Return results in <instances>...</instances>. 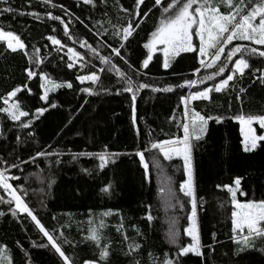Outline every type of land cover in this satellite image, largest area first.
Segmentation results:
<instances>
[{
  "label": "trees",
  "instance_id": "obj_1",
  "mask_svg": "<svg viewBox=\"0 0 264 264\" xmlns=\"http://www.w3.org/2000/svg\"><path fill=\"white\" fill-rule=\"evenodd\" d=\"M9 2L14 9L40 14V20L29 15L2 14L0 28L19 35L29 55L33 52V46L39 48L37 55L42 62L39 67L34 63L30 64L28 57L20 50L13 53L6 48L5 42L0 41V97L20 86L22 92L18 93V97L24 101L22 110H28L30 113L29 117H23L22 120L32 119L31 127L22 129L18 127V122L8 120L5 114L0 113V159L8 161L9 164L19 163L20 160H28L30 156H34L41 148L62 153L58 157L61 161L59 164L55 162L57 157L49 156L40 157L34 163L20 164V168H11L9 174L20 177L11 183L17 188L18 194L23 195L25 202L46 230L57 237V242L70 257L72 264H83L85 259H98L96 245L85 240L90 227L98 228L102 237L101 245H110V256L106 264H128L130 258L124 255V251L127 243L133 240L142 244L137 253L141 264H149V252L159 261L164 259L165 253L171 257L178 251L166 238L173 217L178 222L180 245L191 242L183 233L188 223L187 215L191 212L190 198L179 192V184L185 179L183 168L178 166V172L169 168L168 172L172 189L183 203V210L179 206L165 207L161 199L163 180L160 172L154 168L156 173H149L146 180L145 170L134 153L137 149L143 150V146L150 141L183 137L180 124L183 122L184 105L180 103V96L188 95L190 90L175 86L183 83L184 79H197L199 76L210 74L216 71L217 67L201 69L193 76V70L200 67L198 53L182 52L171 61L170 67L165 69L163 53L157 49L149 66L140 68L143 59L147 58V49L143 44L147 43L151 32L159 23V13L146 19L128 41L124 42L125 47L121 49L122 55H125L134 67L139 68V72L128 69L118 57L113 56L112 59L134 80L155 87L172 85L173 91L153 93L150 89H144L140 92L136 100L137 126L140 130L137 137L136 130L131 125L130 95L115 94L116 88L121 85L117 83L114 74H100L101 81L95 86V95H88L80 90L83 87H93L91 82L80 84L76 80L77 75H85L104 67L86 48L80 47L79 40H86L93 47H98L102 55L109 56L111 49L104 44L119 46L120 43L118 36L113 35L115 26L120 23L117 17H123L124 21L128 19L123 12L118 11V6L129 7L132 0H105L104 4L95 0V8L83 5L82 0H52L53 4L62 5L55 8L42 4L41 0ZM64 8L72 15H67ZM221 10L227 9L222 6ZM105 11L107 15L104 14ZM47 12L60 16L65 23L71 20L68 28L76 43L64 35L63 25L59 21L48 19ZM80 20L88 27L85 28ZM53 28L56 29L55 32L52 31ZM48 35H54L63 44L75 48L84 56V62L78 61L69 70V61L64 55L67 48L61 52L54 51V46L45 39ZM194 43L197 46L195 41ZM236 43L249 42H233ZM252 46L264 50V46ZM81 63L84 64L83 67ZM251 63L253 67H264V58H252ZM25 68L35 70L37 76L28 80ZM42 70L57 83L70 81L72 88L65 86L49 92V99L55 102L57 107L49 108L37 119L33 116L35 109L47 106L39 100L38 95L42 94L39 88V73ZM220 78L216 77V81H207L198 87L202 89L211 86ZM100 83L109 91H104ZM234 83L237 84L235 91L231 87ZM25 84L32 89V95L25 96ZM229 85V88L221 93L212 92L211 102L199 100L189 105L190 110L194 109L202 115H218L223 119L220 123L209 121L204 137L193 142L194 194L204 256L202 258L188 254L179 258L180 264H264V255L256 251H247L240 256L233 255L236 245L230 239L233 210L231 197L225 188L217 187H235L234 179L240 177L238 202L264 199V141H259L255 150L244 151L238 130L239 122L236 119L238 115L264 114V85L258 80L253 82L251 69L246 70L242 80L237 77L229 82ZM239 87L246 88V92L242 94L243 103L235 99ZM195 90L197 89H191ZM4 106L0 101V107ZM29 132L32 135H28ZM17 136L20 137L19 143ZM105 146L109 151L126 154L103 170L97 167V160L88 157L72 160L71 153L99 152ZM151 155L157 159L160 157L157 150L145 152L150 170L154 159ZM159 161L161 164L165 162ZM5 166L0 164V168ZM81 169H87L90 174ZM109 182L110 192L102 193L100 189ZM20 188L25 190L24 193H19ZM241 192L245 195H241ZM0 195H4L2 189ZM4 198L8 199L7 196ZM9 207L8 204L0 203V211L5 213L0 217V244L7 245L14 264H25L26 259L30 260V264H63L31 219L26 214H18L17 218H13L8 212ZM149 212L153 217L151 223L145 219ZM118 227L120 231H117ZM136 229H139L142 235L138 236ZM213 232L216 233L218 243L214 244V250H210L207 246L213 243ZM124 235L129 238L127 242ZM64 239H67L68 243H65ZM17 241L28 252L27 258L17 246ZM32 241L47 246L33 247Z\"/></svg>",
  "mask_w": 264,
  "mask_h": 264
},
{
  "label": "snow or ice",
  "instance_id": "obj_2",
  "mask_svg": "<svg viewBox=\"0 0 264 264\" xmlns=\"http://www.w3.org/2000/svg\"><path fill=\"white\" fill-rule=\"evenodd\" d=\"M101 4L105 3V0H99ZM42 4L49 5L50 7H62V5L53 4L52 0H41ZM83 5H91L96 7L95 0H82ZM0 15L5 13H12L14 15H29L33 19L40 20V14L37 12L20 11L14 9L9 0H0ZM222 6L226 8V11H222ZM64 12L71 16L72 13L67 8L63 9ZM118 11L123 12L127 16V21H124L123 17H117L120 21L118 26H115L114 36L119 38V46H113L111 44H104L105 47L111 49L109 56L102 55L98 47H93L84 39L79 40L81 48H86L95 58H97L101 67L96 71L89 72L85 75H77L76 80L80 84L85 82H91L93 87H83L80 90L88 95H95V86L101 81V73H112L115 75L117 83L120 87L115 90L116 95L127 93L131 99V125L136 130V135L139 137L140 130L137 126L136 116V100L137 96L144 89H150L151 92H172L173 86L168 85L164 87H155L149 83L138 82L134 80L126 71L115 63L112 57H118L120 61H123L124 65H127L128 69L133 72H139V68L134 67L125 55H122L121 49L125 47L124 42L128 41L129 37L140 28L141 24L150 19L157 12L159 13V23L155 26V30L151 32L150 38L147 43L143 44V47L147 49V58L143 59L140 64V68H147L149 62L153 59V53L159 49L163 53V67L168 69L171 61L179 56L182 52H197L199 59V68H195L192 72L193 76H196L201 69H210L213 66L217 67V70L199 76L197 79H184L183 83L176 85L175 87L189 89L188 95L180 96V103L184 105L183 122L180 127L183 131V137H176L174 139H163L155 142L150 141L149 144L143 146V150L137 149L134 153L139 158L141 167L144 168V176L147 180L149 178V165L146 162L145 152L157 150L163 157L164 161H171L174 157H179L183 161V173L186 177L179 184V192L188 197L191 204V212L187 215V226L184 227L183 233L190 238V243L181 246L179 243L180 232L177 227V220L173 217L170 220V227L166 233V238L169 244L175 246L178 251L172 254L170 257L168 253L164 254V259L159 261L158 258H154L151 252L147 253L149 257V264H180L179 258L188 254H192L197 257L204 256L201 243L199 225L197 222V203L194 194L193 183V169H192V151L194 148V141H200L207 132L209 121L214 120L216 123H220L223 119L222 116H214L211 114L202 115L200 112L189 108V105L193 101H209L211 102L210 94L212 92L221 93L229 88V82L234 81L237 77L242 80L245 76L246 70L251 69V76L253 82L259 81L264 85V67H253L252 58H264V50H260L256 46H264V0H132V4L129 7L123 5L118 6ZM107 15V12L104 13ZM151 14V15H150ZM49 20L59 21L63 25L64 35L76 43V39L70 34L68 23L58 15H53L51 12L46 13ZM77 19H80L77 17ZM84 24L83 20H80ZM99 23V21H97ZM87 28L88 25L84 24ZM56 31L55 28L52 29ZM91 32V29H89ZM96 35V33H93ZM54 46V51L61 52L64 48L67 51L64 55L67 56V68L71 70L74 65L80 61L84 62L85 58L80 52L76 51L73 47H68L63 44L60 39H57L54 35H48L45 37ZM195 39L199 40L198 46L195 45ZM0 41L6 43V47L11 52L15 53L20 50L26 57H28L30 64H35L37 67L41 64L42 60L37 55L40 49L33 46V52L29 55L26 51V45L21 40L20 36L13 33L10 30H3L0 28ZM249 42L248 44L236 43ZM58 46V47H56ZM223 57V59H222ZM235 58V59H234ZM219 62V64H218ZM84 64L81 63V67ZM24 71L27 74V79L31 80L37 76V72L31 68H25ZM259 73V75H257ZM216 77H221L218 82H214L211 86H205L200 89L198 86L206 84L207 81H216ZM239 83V81H237ZM67 87L72 88V83H57L47 72L43 70L39 73V88L42 90V94L39 95V100L43 101L47 106H40L35 109L33 113L34 118H39L44 115L49 108L55 109L57 104L49 99V92L54 89ZM100 87L104 91H109L102 83ZM233 91H235L237 84L231 85ZM27 89L25 96L32 95V89L27 84L23 86ZM196 88L197 90L191 91ZM22 92V88L17 86L8 91L3 97H0V101L5 105L0 107V113L7 116V119L17 123L18 127L22 129H29L32 125V119L22 120L23 117H29L28 110H22V101L18 97V93ZM246 92V88L239 87L236 92L235 99L239 103H243L242 94ZM171 119L174 120V117ZM236 119L241 124V133L244 136V151H252L257 148L259 141H264V135H258L257 130L253 128V125H258L259 129H264V114H248L238 115ZM71 123V120H69ZM28 135H32L31 132ZM149 135H151L149 133ZM19 143L20 137H16ZM50 147V146H49ZM126 153L119 151H109L107 146L99 152H78L71 153L72 160H77L79 157H88L93 160H97L98 168L100 170L105 169L110 163L115 164L117 159ZM62 153L57 151H47L45 148H41L35 153L34 156H30L28 160H20L19 163L0 159V164L6 165L0 168V189L3 190L4 195H0V203L10 205L8 212L13 218H17L18 214H26L28 218L34 223L39 233L46 238L47 244L51 245V248L58 254L63 264H72L70 257L62 250L61 245L57 242V237L50 233L42 225L40 220L34 214L33 210L25 202L23 195L18 194L17 188L13 186L11 181L19 180L20 177L16 175H10L11 168H20V164H27L29 162H35L40 157H57L56 163L61 161L58 159ZM19 159V158H18ZM153 168L160 172L163 186L161 187V199L165 207L179 206L183 210V203L180 198L175 194L172 189V182L164 175V165L161 164L159 159H153ZM23 171V169H21ZM81 171L90 174L87 169H81ZM234 185H217L218 188H225L231 197V204L233 210L231 211V232L230 239L236 245L233 250V255L240 256L247 251H256L261 255H264V199L259 201L248 200L246 203H240L237 200V192L240 190L241 178L236 177L234 179ZM111 183L104 186L100 191L104 194L110 192ZM24 189L20 188L19 193H24ZM241 195L245 193L241 192ZM7 196L8 199L4 197ZM107 213H105L106 215ZM5 213L0 211V217ZM145 219L151 223L153 220L150 212L146 215ZM19 223V220L17 221ZM92 222L90 221V224ZM101 221V227H102ZM122 227V225L120 226ZM120 227L117 231H120ZM135 228V225H133ZM137 235H142L139 229H136ZM213 243L207 247L210 250H214V244L216 241V233L212 234ZM63 238V233L60 234ZM101 234L96 227H90L85 240L92 241L96 245L98 250V259L90 260L85 259L83 264H106L108 257L110 256L109 244L101 245ZM128 237L124 235V240L127 242ZM258 241L260 243H258ZM65 243H68L67 239H64ZM17 246L21 248L25 258L28 257V252L23 249V246L17 241ZM33 247H46L45 244H37L36 241H32ZM142 244L133 240L127 243L124 255L129 257L128 264H141V258L137 255L139 253ZM0 264H14L13 257L7 245L0 244ZM25 264H30V260L26 259Z\"/></svg>",
  "mask_w": 264,
  "mask_h": 264
},
{
  "label": "rangeland",
  "instance_id": "obj_3",
  "mask_svg": "<svg viewBox=\"0 0 264 264\" xmlns=\"http://www.w3.org/2000/svg\"><path fill=\"white\" fill-rule=\"evenodd\" d=\"M195 42L197 43V46H198V44H199V40L198 39H195ZM6 44V43H5ZM7 48V47H6ZM239 122V121H238ZM241 124L239 123V128H238V130H240V134H241V137H242V144H243V148H244V136L242 135V133H241ZM253 128L254 129H256L257 130V134L258 135H264V129H259V126L258 125H253ZM259 132V133H258ZM157 153H158V151H157ZM159 154V153H158ZM159 160H162V161H164L163 160V157L159 154ZM151 157H156V156H154V155H151ZM150 157V158H151ZM149 158V159H150ZM151 160V159H150ZM166 167H164V175L167 177V178H169L170 179V177L168 176V172H169V168H172L173 169V171H177L178 170V166L179 167H181L182 166V168H183V161L179 158V157H174L171 161H165V162H162ZM151 164V163H150ZM152 165V164H151ZM156 170L152 167L151 168V170H150V166H149V173H156L155 172ZM183 171V170H182ZM178 172V171H177ZM162 178V177H161ZM186 178V177H185Z\"/></svg>",
  "mask_w": 264,
  "mask_h": 264
}]
</instances>
